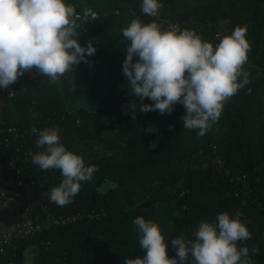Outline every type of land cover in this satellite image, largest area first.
I'll use <instances>...</instances> for the list:
<instances>
[{"label":"trees","instance_id":"1","mask_svg":"<svg viewBox=\"0 0 264 264\" xmlns=\"http://www.w3.org/2000/svg\"><path fill=\"white\" fill-rule=\"evenodd\" d=\"M64 2L81 17L84 9L97 13L96 20L78 21L77 29L81 46L91 40L96 48L93 56L86 54L89 63L75 65L90 72L89 78L74 88L67 72L50 83L33 68L0 92V187L20 171L27 187L19 190L28 196L21 210L34 224H48L15 241L18 263L25 264L28 247L36 248V264H124L142 258L137 217L159 225L167 255L175 258L173 239L194 240L202 221L239 212L252 238L237 242L238 248L247 246L253 264H264V0H159L163 7L154 17L141 11L142 0ZM133 19L157 22L162 30L170 25L195 30L210 43L248 26L251 51L243 70L250 73L249 83L224 104L204 136L183 127L182 104L171 115L140 111V98L122 70L130 45L122 29ZM106 115L114 120L101 127ZM33 127L57 129L68 151L98 168L66 206L43 195L64 177L59 169L32 163V155L44 150L35 143ZM0 198L9 199L2 192ZM7 263L0 255V264Z\"/></svg>","mask_w":264,"mask_h":264},{"label":"clouds","instance_id":"2","mask_svg":"<svg viewBox=\"0 0 264 264\" xmlns=\"http://www.w3.org/2000/svg\"><path fill=\"white\" fill-rule=\"evenodd\" d=\"M162 7L159 0H142L141 11L156 16ZM81 19L84 24L96 20L97 13L84 9L81 17L64 0H0V87L7 89L33 68L49 77L50 83H58L73 65L89 63L86 54L93 56L96 48L91 40L86 47L78 41ZM162 28L157 22L142 24L133 19L122 29L130 41L123 74L140 98L142 113L171 115L173 106L182 104L183 127L198 129L197 135L202 137L219 120L224 104L249 83L250 73L243 70L251 51L245 38L248 26H236L215 47L195 30H180L174 25ZM134 57H138L136 62ZM145 99L154 103L145 104ZM31 132L38 134L35 143L44 149L32 155V163L41 170L59 169L64 177L58 187L43 195L60 207L72 203L81 182L91 181L98 168L85 166L81 156L68 151L60 143L57 129L38 132L33 127ZM241 215L237 212L233 218L227 212L220 213L214 223H199L194 240L183 236L173 239L175 258L167 255L159 225L137 217L133 223L144 255L125 259L124 264H253L249 248H238L237 244L252 238ZM251 252L258 254V247L253 246Z\"/></svg>","mask_w":264,"mask_h":264},{"label":"built area","instance_id":"3","mask_svg":"<svg viewBox=\"0 0 264 264\" xmlns=\"http://www.w3.org/2000/svg\"><path fill=\"white\" fill-rule=\"evenodd\" d=\"M212 44L215 47L218 44V42H213ZM28 152L31 155L33 154L32 150ZM16 161L17 160L14 158L12 161L13 165ZM21 187L26 188L27 186L25 185L24 181L21 178L20 171H18L15 178L10 179L7 182H5L4 189L2 190L1 188L0 192H2L3 196L7 195V197H9V199L12 200L16 197L18 193H20L19 188ZM48 218L50 219V217ZM50 221L51 223L57 222L54 219H50ZM47 225H48L47 223H44V224L35 223L34 224L33 222L28 221L22 224L21 226H19L16 230L7 232L4 236L0 237V255L8 258L7 264H19L17 261V252H16V247H15V241L17 239H24L35 233H38Z\"/></svg>","mask_w":264,"mask_h":264},{"label":"crops","instance_id":"4","mask_svg":"<svg viewBox=\"0 0 264 264\" xmlns=\"http://www.w3.org/2000/svg\"><path fill=\"white\" fill-rule=\"evenodd\" d=\"M27 198L26 191L18 193L12 200L0 198V237L4 236L7 232L16 230L19 226L29 221L26 214L21 210ZM33 253H36L35 247H28L25 250V264H36Z\"/></svg>","mask_w":264,"mask_h":264},{"label":"rangeland","instance_id":"5","mask_svg":"<svg viewBox=\"0 0 264 264\" xmlns=\"http://www.w3.org/2000/svg\"><path fill=\"white\" fill-rule=\"evenodd\" d=\"M90 72H82L80 71L77 66L73 65L71 70L67 72L68 83L72 85L74 88H81L83 86L82 82L84 79H88L90 76ZM2 87H0V92L2 91ZM1 102V101H0ZM114 117L110 115H106L103 117L101 121V127H105L108 125L110 121H113ZM34 255V253H33Z\"/></svg>","mask_w":264,"mask_h":264}]
</instances>
